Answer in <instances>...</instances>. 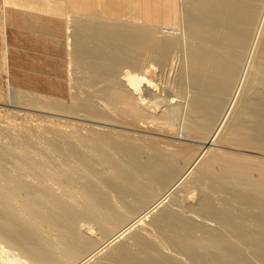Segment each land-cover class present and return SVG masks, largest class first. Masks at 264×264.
<instances>
[{"label":"bare ground","instance_id":"obj_1","mask_svg":"<svg viewBox=\"0 0 264 264\" xmlns=\"http://www.w3.org/2000/svg\"><path fill=\"white\" fill-rule=\"evenodd\" d=\"M19 1L91 123L0 122V264H264V0Z\"/></svg>","mask_w":264,"mask_h":264},{"label":"crops","instance_id":"obj_2","mask_svg":"<svg viewBox=\"0 0 264 264\" xmlns=\"http://www.w3.org/2000/svg\"><path fill=\"white\" fill-rule=\"evenodd\" d=\"M10 2L5 1L3 17L4 45L7 47L6 61L8 64L7 71L9 72L8 80L15 87H25L36 91L53 93V91L48 92L49 90L42 87L40 77L43 73L41 72V67L39 65H31L29 60L32 58L28 54H40L41 49L37 43H40L39 41L42 37L47 38L52 36L54 42L57 44L56 53L59 55L62 53L61 62L58 57L56 58V70H65V33L63 23L45 13L31 9L27 10L23 7V4L21 5V1L19 0ZM59 32L62 33V40H59ZM32 41L36 42L37 46ZM53 75L54 77L60 76L57 71ZM61 76L63 75L61 74ZM56 85V92L65 91L63 88H58L60 86L58 82H56Z\"/></svg>","mask_w":264,"mask_h":264},{"label":"rangeland","instance_id":"obj_3","mask_svg":"<svg viewBox=\"0 0 264 264\" xmlns=\"http://www.w3.org/2000/svg\"><path fill=\"white\" fill-rule=\"evenodd\" d=\"M178 1L179 0H176V5H179ZM4 4H5V2H4ZM11 11H13V9H11ZM2 24H3V20L1 18V12H0V26ZM0 35H1V31H0ZM60 39L62 40V33L59 32V40ZM32 42H33L34 45H36V42H34V41H32ZM39 42L40 43L39 44L37 43V45L41 49V52H40V54H38V53L28 54L32 58V59L29 60V63L31 65H39L41 67V72L43 73V75L40 77L42 87L45 88L46 90H49L48 92H52L53 91V93H55V94L46 93V92H43V93H45V95L46 94L54 95V97L57 98L58 100H60L61 102H63V104H66L67 102L70 103V101H71V98H70L71 97V95H70L71 93L70 92L75 93V89L74 90L72 89V91H70V87L68 86V83H67V78L70 77L69 72H68V75H67V63H68V61L70 62V60L68 59L70 57H69L68 52L66 53V49H67L66 46H65V56H64V59H65V70L62 71V69L56 70V58L58 57L60 59L62 53H60V55L58 53H56L57 44L54 42L53 37L52 36L51 37L49 36L47 38L42 37ZM4 43H5V41L3 39V36L1 35V38H0V57H2V58L0 60V122L3 125H4L3 120L4 121H10V120L12 121V120H14V122L16 121L17 124L18 123L21 124V125L26 124L25 125L26 128L30 127V125H31V127H33V129L29 128V130H31V132H33L35 130V128H36V130H40L39 126L42 127L41 125H43L44 123L47 124V123H49L51 121L55 123L57 120H60V121L63 120L64 125H66V124L68 125V126L66 125V128L68 127L67 129H70L69 128L70 127L69 124H71V123H77V124L80 123V124H86V125H89L91 123L90 120L84 119L80 115L79 116H77V115L75 116V115L69 114V113L64 115V114L58 113L57 110L55 111L54 109L53 110L55 112H53L52 109H50V108H44L45 111L49 112V113H47V112L43 111L44 109L42 110L41 108H40L41 109V111H40V109H39L40 106L36 107V108L34 106H31L32 108H30V106H29L28 108H26L28 106L27 105V106H23V107H20V108H15V107H12V106L8 105L7 102H9V99H7V97H8V95H9L11 90L21 89L22 88V89H26V90H29V91H32V92H41V91H36V90L28 89V88H25V87H18V86L15 87L14 85H12L9 82V80H8V73L9 72L7 71L8 64H7V61H6V59H7V57H6V48L7 47L4 45ZM33 47H35V46H33ZM179 58L180 57H178L177 60H175L174 65L175 64L176 65L175 66L173 65L174 68L179 64V62H181V60H179ZM59 59H58V63H59ZM60 62H61V59H60ZM73 65L74 64H72V67H73L72 71L74 73L77 71L76 73L78 74L80 71L76 68L75 65L74 66ZM56 71L60 75L59 77H54L53 74H55ZM61 74L63 76H61ZM78 75H81V74H78ZM172 75H173V73H171V77H172ZM68 80H72L71 77ZM56 82H58L60 84V86L58 88H60V89L63 88V90L65 89L64 92H62V91L61 92H56L57 91ZM24 107H25V109H24ZM33 107L36 110L33 109ZM55 113H56V115H55ZM57 114H60V115H57ZM67 120H68V123H67ZM84 120H86V121H84ZM1 123H0V128L4 127L3 125H1ZM37 124H40V125L37 126ZM44 125H43V127H44ZM49 125H50V123H49ZM49 125H47V126H49ZM25 126L24 127L22 126V127L25 128ZM19 127H21V126H19ZM34 133H36V132H34ZM2 264H7V262L6 263L2 262Z\"/></svg>","mask_w":264,"mask_h":264}]
</instances>
